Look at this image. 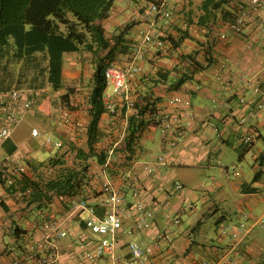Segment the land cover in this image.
Returning <instances> with one entry per match:
<instances>
[{
    "label": "crops",
    "instance_id": "0c3cea01",
    "mask_svg": "<svg viewBox=\"0 0 264 264\" xmlns=\"http://www.w3.org/2000/svg\"><path fill=\"white\" fill-rule=\"evenodd\" d=\"M148 1L151 0H113L109 15L101 23L106 33L110 34L132 22L127 37L134 45L139 40L137 29L140 26H154L156 34L162 41L168 42V47L165 49L146 46L139 55L126 61L138 62L142 67L140 76H144L141 80L138 77L134 79L131 91L139 97H142V93H146V101L149 98H156L160 103L172 94L185 90L190 95L193 113L191 117L184 120L183 137L173 147L168 145L166 137H163L157 129L149 127L142 131L139 139L138 161L150 162L157 155H164L166 164L160 168L157 176H152L151 180L144 183L146 188L142 194L147 204L153 208V228L146 232L135 227L131 220L125 221L124 225L131 228L132 232L129 235L120 234V243L115 252L124 260L117 264H199L203 259L213 260L216 254L223 251L230 242L227 236H219V226L236 221L244 212L248 215V224L253 227L240 248L243 256L240 264H264V226L254 225L255 219L264 214L263 208V213L257 216L258 210L264 205V147L263 149L256 147L255 143L257 138H262L264 144L262 135L264 107L256 117H246L245 123L239 125L237 121L239 117L247 116L248 109L252 107L254 101L264 102V34L257 30L254 21H250L241 35H228L226 39L219 40L217 35L222 28L196 23L197 16L200 15L201 0H168L171 13L168 20H162L159 17H143V7L148 4ZM185 29L187 34L181 37L186 33ZM171 39L178 41L175 47ZM210 43H212L211 50L207 55L209 59H206L201 55V49L209 47ZM189 53L194 54V62L200 63L201 68H196L194 63H184L186 62L183 60L184 56ZM223 59H227L228 64L222 71V79L219 80L216 78L217 68ZM76 66L74 55H66L63 67L64 80L68 81L79 73ZM157 68H164L169 72L171 79L168 78L165 84H154L149 77ZM186 72L187 76H184ZM243 75L251 79L246 84L241 80ZM178 78L182 79L180 83L176 81ZM194 84L199 87L193 89ZM256 85L257 91L254 89ZM35 93L36 101L22 121H27L30 129L34 126L39 128L41 133L73 137L74 129L63 130L54 124L50 104L57 94L49 91L47 87ZM86 98V92L80 91L75 94L73 101L78 105V110H75L73 114L84 124L89 120ZM241 98L246 99L249 104L241 103ZM46 99L48 106L45 107ZM127 111L128 114L133 113L131 109ZM225 124H229L227 130L224 129ZM245 131L252 135L249 146L241 143V135ZM28 134L32 140L37 138L32 137L30 132ZM168 136L170 137L171 134ZM35 142L32 146L28 140H17L13 134L0 141V169L11 162L22 163L24 158L37 157L35 149L40 142ZM224 145L235 149L238 159H242L244 153L252 152L251 169L253 176L257 173L255 179L253 177L251 181L245 179V172L243 170L239 172L235 165L231 168L232 173L227 166L220 167L219 162L224 154L222 148ZM40 147L44 149L41 144ZM243 147L247 150L239 156L237 149ZM100 167V165L94 166L99 175ZM179 168L214 170L218 177L216 179V174L208 176L209 184L206 187L203 185L194 187L195 189L203 188L199 194L192 193V190L186 191L185 188L176 190L173 188L176 178L179 177L184 185L179 175L185 174L179 172ZM98 190L101 191V184ZM226 191H231L235 197L227 201ZM104 198L102 191L100 195L88 194L86 197V202L99 216L107 210L104 206ZM126 198L127 201L132 199L130 192ZM0 200L1 263L8 257L24 251L31 240L38 237V231H35L31 224L44 212L36 214L30 213L27 209L19 211L21 204L2 185H0ZM191 201L194 204L191 203V209L188 210L184 206ZM198 204L205 209L202 218H195L194 211H197ZM54 207L61 211L59 203L55 200ZM170 212H174L173 215L179 217L178 223L172 221ZM166 214L170 217L166 218ZM183 214H187L186 217L193 221L196 219L188 232L175 230ZM210 214H217L215 226L218 228L211 238L209 231L203 228V217ZM87 215L86 211H80L66 219L65 226L68 234L60 241V252L54 264H109L107 256L94 262H87L76 251L75 240L79 233H85L90 238L95 237L85 228L84 218ZM14 220L16 223L13 222ZM15 224L19 227L18 231H13ZM157 231L160 232L161 238L155 240L153 235ZM129 240L143 245L157 243L149 258L143 262H137L131 259L125 247ZM92 245L93 243L89 247Z\"/></svg>",
    "mask_w": 264,
    "mask_h": 264
},
{
    "label": "trees",
    "instance_id": "16d2710c",
    "mask_svg": "<svg viewBox=\"0 0 264 264\" xmlns=\"http://www.w3.org/2000/svg\"><path fill=\"white\" fill-rule=\"evenodd\" d=\"M112 2L0 0V91L16 88L36 92L47 87L57 94L52 102L59 99L72 113L78 110V105L73 103L75 94L80 91L87 94L88 122H81V127H71L73 137L55 134L62 141L60 147L51 149L44 159L24 158L25 170L11 176L10 184L1 182L21 204L19 211L27 209L36 214L54 211L62 216L70 210L75 197L82 196L86 200L88 194L100 195L98 187L106 176L117 183L119 174L140 158L141 133L149 125L156 124L159 101L156 98L146 101V93L141 94L143 99L133 94L132 108L119 101L111 115H107L102 104L105 68L122 66L138 55L137 48L127 37L132 22L110 34L101 23L109 15ZM236 3L237 0H201L196 23L223 29L225 21L234 14ZM166 4L169 9L168 0ZM184 32L181 37L187 34V30ZM171 40L175 47L178 41ZM212 43L201 49V55L206 59H209L207 55ZM66 55H74L76 65L82 71L75 83L69 84L63 78ZM183 60L201 68L200 63L194 62L193 53L185 55ZM84 66L88 68L85 81L81 77ZM149 77L154 84H165L168 78L171 79L164 68H157ZM138 78L141 80L144 76ZM178 79L176 81L180 83L182 79ZM128 109L133 113L128 114ZM107 117H111L109 125ZM74 119L79 120L75 116ZM239 149V156L247 150L244 147ZM98 165L101 166L100 175L94 169ZM256 177L257 173L253 179ZM54 200L59 203L61 211L54 207ZM18 230L15 224L13 231Z\"/></svg>",
    "mask_w": 264,
    "mask_h": 264
},
{
    "label": "built area",
    "instance_id": "2783aa9c",
    "mask_svg": "<svg viewBox=\"0 0 264 264\" xmlns=\"http://www.w3.org/2000/svg\"><path fill=\"white\" fill-rule=\"evenodd\" d=\"M143 17H159L162 20L170 18V12L166 0L149 1L143 10ZM250 21H254L258 31L264 34V0H237L234 14L225 21L223 29L217 35V39H226L228 35H239L243 32ZM139 40L136 41L138 55L146 46L167 48L165 43L156 34L154 26H140L137 29ZM228 64L227 59H223L217 68L216 78L222 79V71ZM142 73V67L138 62H126L122 66L110 65L104 70L105 89L102 93V104L107 115H111L116 110L117 102L124 103L127 108H132L135 97L131 91V82ZM241 80L246 84L251 79L249 76H241ZM197 84L193 89H197ZM257 91V85L254 87ZM37 94L29 89H9L0 91V141L9 138L25 115L30 112ZM241 103L249 104L244 98ZM264 107L262 100L254 101L247 116L239 117L238 124L246 122V117H256L258 112ZM159 114L156 117V124L149 127L157 129L167 143L173 147L183 137V122L193 113L190 95L187 91H179L172 94L165 101L158 103ZM50 111L54 124L59 129L81 127L80 120L74 119V114L65 106L62 101L56 99L51 102ZM111 117H107L106 123L109 125ZM111 123V122H110ZM229 124H225L227 130ZM171 134L169 137L168 135ZM32 137L41 136V131L37 127H31ZM42 147L46 150L56 149L61 146L62 141L58 137H52L45 132ZM252 141L250 132L245 131L241 135V143L249 145ZM166 164L164 155H157L153 161H134L131 167L124 169L119 174V181L112 182L107 176L101 182V191L104 194V206L107 210L101 216L95 214L94 208L89 205L82 196L75 197L71 202V208L62 216H58L54 211H48L36 219L32 228L38 231V237L33 238L24 252L8 257L0 264H54L60 252V241L68 234L65 221L71 215L80 211H86L84 218L85 228L95 237L90 238L85 233L76 236V251L80 253L87 262H94L104 256L109 257V264H117L123 261V257L116 254L115 250L120 243V234L129 235L132 229L124 225L125 221L131 220L135 227L142 231L152 230L153 208L149 206L142 194L145 190V181L151 180L152 176H157L160 168ZM137 166V167H136ZM21 162H11L6 168L0 170V185L10 184L14 174L24 171ZM173 188L184 190V185L179 180H174ZM130 192L131 200L127 201V194ZM1 203V200H0ZM190 208L191 205L189 204ZM166 218H169L167 214ZM172 221L178 223L179 217L172 216ZM247 213H242L236 221H230L219 226L221 236H227L230 240L228 246L216 254L213 260L203 259L199 264H240L242 254L240 248L246 236L251 231L253 225L248 224ZM254 225L264 226V214L255 219ZM154 238H161L159 231L154 233ZM93 243L91 247L89 245ZM156 243L143 245L137 241H127L125 247L131 259L143 262L153 253Z\"/></svg>",
    "mask_w": 264,
    "mask_h": 264
},
{
    "label": "rangeland",
    "instance_id": "374dc122",
    "mask_svg": "<svg viewBox=\"0 0 264 264\" xmlns=\"http://www.w3.org/2000/svg\"><path fill=\"white\" fill-rule=\"evenodd\" d=\"M76 67H77L76 69L78 70L79 67L78 66H76ZM83 70H84V73L82 75L84 77L83 76H81V77L83 78V81H85L87 78L88 68L86 67ZM68 72L70 73V70H68ZM80 72H82V71H79V73ZM79 73L75 77L69 78V80L67 82L69 84L73 83V82L75 83L78 80L77 78H79V76H80ZM47 103H48V100L45 103V107L48 106ZM29 132H30V124L27 121H22L16 127V130L13 133V137L17 138V140H25V141L28 140L29 143H32V146H34V144L36 143L35 141H37V143L40 142V144L42 145L44 137H45L44 133H41V136L32 140L31 138H29V134H28ZM262 135L264 136V130H262ZM51 136L54 137L55 135L51 134ZM155 137L157 138V134L155 135ZM255 143H256V147L263 149L264 144H263L262 138H257L255 140ZM40 144H39L38 148L35 149V153L39 159H44L50 154V150L42 149L40 147ZM222 148L224 150V154L222 155L221 160L219 162L220 167H222V165L223 166L225 165L228 167L229 172L232 173L231 168H232V166L235 165V166H237V170L239 172L242 170L245 172V179H247V180L249 179V181H251V179L253 177V172L251 169V165H252L251 154H252V152H246V153H244V156L242 159H238L237 151L235 149H233L229 146H226V145H224ZM178 171L184 172V174H185L184 176L179 175L184 182L185 190L186 191L192 190V193L195 192L198 194L201 193L200 191L203 188H200V189L196 188L195 189L194 187L199 186V185H203V187L204 186L206 187L207 184H209V182L207 181L208 176H212V175L215 176V174H216V179L218 177L217 173H215L214 170H208V169L203 170L202 168H193V169L192 168H179ZM176 179H178L179 181L181 180L179 177ZM226 194L228 196L227 201H229L232 197H235V195H233V193L231 191H226ZM191 203L194 204V202L191 201L190 203H186L184 207L186 209L190 210L191 207L189 208L188 205L189 204L191 205ZM198 206L199 207H197V211H194L195 218H202V215L205 214V212H204L205 209H203L201 207V204L200 205L198 204ZM229 207H231V205L228 206V209H229ZM263 208H264V205L262 206L261 209L258 210L257 216H260L263 213V211H264ZM170 213L173 216L174 212L173 213L170 212ZM186 215L187 214H183L181 216V218H180L181 222L176 225L175 230L182 231V232H188L192 228L196 219H194V221H193V219L191 220V219L187 218ZM216 217H217V214H210L208 216L204 215V217H203V220H204L203 228L207 229L209 231L210 238L213 237L216 234V232L218 231V228L215 226Z\"/></svg>",
    "mask_w": 264,
    "mask_h": 264
}]
</instances>
